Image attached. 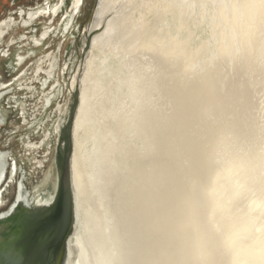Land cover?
Segmentation results:
<instances>
[{
	"label": "bare ground",
	"instance_id": "obj_1",
	"mask_svg": "<svg viewBox=\"0 0 264 264\" xmlns=\"http://www.w3.org/2000/svg\"><path fill=\"white\" fill-rule=\"evenodd\" d=\"M60 1L42 5L35 17L55 16ZM241 1L97 0L84 31L66 49L65 68L72 66L66 102L51 108L55 121L40 144H25L36 151L55 138L52 168L33 187L37 201L52 200L56 145L75 95L70 173L77 221L65 264H264V148L254 146L264 144V112L257 111L261 128L253 117L247 118L250 133L233 127L237 115L249 116L251 88L264 90V8L253 0L248 10H236ZM82 4L71 0L72 21ZM236 20L238 29L229 23ZM182 23L190 31L178 45ZM51 30L46 26L34 43ZM76 47L82 56L77 69ZM55 60L51 52L42 55L32 77L17 79L19 88L34 90L42 73L53 74ZM256 76L261 85L252 83ZM55 86L28 109L18 101L24 124L46 111L38 105ZM243 97L249 104L239 106ZM152 120L165 130L160 141L173 135L169 147L149 146L145 121ZM216 126L219 132L207 141ZM11 167L13 177L15 162Z\"/></svg>",
	"mask_w": 264,
	"mask_h": 264
},
{
	"label": "flooded vegetation",
	"instance_id": "obj_2",
	"mask_svg": "<svg viewBox=\"0 0 264 264\" xmlns=\"http://www.w3.org/2000/svg\"><path fill=\"white\" fill-rule=\"evenodd\" d=\"M67 1L68 0L60 1L59 11L55 16L49 14L44 19H38L37 17H35V15L42 5H51L56 3L57 1L42 0L38 3H35L33 6H27L23 8L20 4L21 0H0V214L6 211L15 202L16 197L20 193L21 196H24L27 203L32 202L33 205H35V203L37 202V193L35 192V188L33 187L35 184H37L38 178L32 175L35 178H33L34 184H32L29 179L31 173V171L29 170L27 174L29 185L26 186L24 184L25 174H23L21 167L23 162L21 160H19V162L18 158H20L22 154L23 156L25 154V156H28L32 152L31 149H27L25 145L30 139L28 137H34L33 142H36V145L40 144L42 137L39 136H41L42 132L45 130L48 132L53 122L55 121V118L53 116H49V113L52 109L55 108L54 104L61 101V99L63 98V92L67 86L65 80L59 79L58 83L55 80V75H58L59 71L60 73L62 72L64 57L67 56V48H65V46L63 45L66 41L75 40L77 35H79V31L69 15L71 0L69 3L70 6L68 5L69 9H66L67 11L65 12V16L61 17V27H59L55 32V35H58L59 37V45L55 48H49L46 44H44V42L49 37L52 36L53 38L55 36L53 31L49 33L48 38H45V40H41V44L37 45L33 42V40L38 41L41 39V34L46 27L42 26L40 28L34 23L36 20H49L50 24H52L57 15H60L61 10L67 8ZM12 20L13 22H11ZM66 21V26H64V23ZM17 25L24 31L22 30L23 33L20 34L21 36L19 35L20 38L18 37L17 39H15L14 36L12 37L10 31ZM59 25L60 23H57L56 27H58ZM63 27H65V30H63ZM11 39H14L15 41L14 43L10 44L9 41ZM71 42H69V45ZM69 45L67 44V47ZM48 49L50 50L47 51ZM40 50H45L42 55L47 52H51L57 56L58 60H55L53 74L48 76V74L42 73L40 78L41 81L35 82L33 85V89L35 90V92L34 90H32L31 92L26 89L21 90L18 86L17 79H19L20 77L21 79L22 77H25V79H27L29 76L32 77L34 75L36 62L41 57L38 56V52ZM33 58L35 59L31 61V59ZM62 73H64V78H66V76L67 78H69V69H65ZM54 83L56 84L55 88H52V90L47 94L46 98L43 100L44 102L42 101L41 104L38 102L41 111L42 108H46V111L42 114H35L34 116L36 117H30L28 122L24 124L20 115L22 104L20 103L19 105L17 100L29 99L32 95L31 93H34V98L39 99V97L42 96V93L48 92L47 90H49V88ZM14 96L16 97V99L13 98ZM38 123H44L45 126L43 124V126L39 129L37 128ZM25 131L28 134L23 135V132ZM48 141L44 142L45 144H41V148L37 150V156L45 152L47 155H49V160L42 168L45 170L46 166H48V164L50 163V157L52 152L54 151L53 141L50 140L51 143H48ZM15 142L17 143V146L21 148L19 154L17 155V159L13 156ZM43 148L45 150H43ZM14 162L17 167L16 172H13V177H11V165H13ZM10 182L11 184H9ZM39 200H49V198Z\"/></svg>",
	"mask_w": 264,
	"mask_h": 264
},
{
	"label": "water",
	"instance_id": "obj_3",
	"mask_svg": "<svg viewBox=\"0 0 264 264\" xmlns=\"http://www.w3.org/2000/svg\"><path fill=\"white\" fill-rule=\"evenodd\" d=\"M67 21L64 23L66 26ZM65 30V27H63ZM73 95L70 113L60 134L55 151L56 188L52 198L62 209L60 227L52 241L39 246L28 239L29 214L25 211L27 202L21 193L15 202L0 214V264H65L69 258V240L77 221L75 194L70 173L71 134L70 125L75 107ZM20 234L22 251H17L9 236Z\"/></svg>",
	"mask_w": 264,
	"mask_h": 264
},
{
	"label": "rangeland",
	"instance_id": "obj_4",
	"mask_svg": "<svg viewBox=\"0 0 264 264\" xmlns=\"http://www.w3.org/2000/svg\"><path fill=\"white\" fill-rule=\"evenodd\" d=\"M40 1H42V0H21V6L23 7V8H25V7H27V6H33L35 3H38V2H40ZM57 2L56 3H58L60 0H56ZM96 2H97V0H83V4H82V6H81V8H80V11L78 12V14L77 15H75V19H74V25H76V27H77V29H78V31H79V33H81L82 34V32L84 31V28H85V26L88 24V22L90 21V19H91V17H92V13H93V10H94V8H95V5H96ZM257 1H255V2H253V0H250V3H248L247 2V0H242L241 1V3H240V5H242L241 7H236V10H248V8H249V6H253V3H256ZM67 8H64V10H61V13H60V15L58 14L57 15V17L55 18V20H54V22L52 23V24H50V22H49V20H36L35 21V25H37L38 27H42V26H49L50 28H52V30H51V32L53 31V33H54V35H55V32L57 31V29L59 28V27H61V22H62V20H61V17H63V16H65V12L67 11L66 9H69V6H70V0H68L67 1ZM143 4L144 5H146L147 4V2L146 1H144L143 2ZM69 5V6H68ZM142 7H143V5H142ZM178 10H179V7H178ZM146 11V10H145ZM145 11H143L141 14H144L145 13ZM154 15H155V12L153 11L152 12ZM179 13H181V12H179L178 11V14ZM182 14V13H181ZM150 16L152 17V14L150 13ZM46 17V16H45ZM45 17H42V18H39V19H44ZM149 17V16H148ZM49 19V18H48ZM202 19H203V17H202ZM201 19V20H202ZM239 19L241 20L242 18H241V16L239 15ZM148 20V19H147ZM187 20V19H186ZM242 21V20H241ZM158 22H159V20H158ZM57 23H60V25L58 26V27H56V24ZM161 23V22H160ZM230 23V25H232V27L233 28H235V29H238L239 27H237L238 26V20H236V23H233L232 21L231 22H229ZM187 24V26H185ZM182 23V26H178V33H177V35H175V37H174V39H176V40H178V45H179V43H180V40L182 39V38H180V36H184L186 33H187V31H190V27H189V25H188V23ZM22 28L21 27H19L18 25L16 26V27H13L12 29H11V31H10V33H11V35H12V37L14 36L15 37V39H17L18 37H19V35L21 34V33H23L22 32ZM244 30V29H243ZM24 31V30H23ZM81 31V32H80ZM246 32H248V31H246ZM245 32H242L241 31V36L243 37V38H245ZM192 35V34H191ZM190 35V36H191ZM21 36V35H20ZM30 36V35H29ZM185 37V36H184ZM58 35L56 36H54L53 38H52V36L51 37H49L45 42H44V44H46L49 48H55L56 46H58L59 45V40H58ZM72 41V40H71ZM71 41H66L65 43H64V45L63 46H65V48H67V44L69 45V42H71ZM10 42V44H11V40L9 41ZM77 47H76V51H77ZM50 49H48L47 51H49ZM44 51L45 50H40L39 52H38V56H42V53H44ZM252 51V48H251V50H250V52ZM48 53V52H47ZM44 55V54H43ZM37 56V57H38ZM75 56H76V60H77V62H76V69L78 68V63H79V61L81 60V58H82V56H80V54H79V50L76 52V54H75ZM37 57H35V58H37ZM35 58H33V59H31V61H33ZM64 59H65V57H64ZM65 61V60H64ZM252 63H253V61H252ZM228 68V67H227ZM65 69H69L70 70V73L69 74H71V72H72V66L70 67V66H68L67 68H65V62H63V68H62V70H65ZM231 69H232V67H231ZM233 70V69H232ZM237 70H238V68H236V72H237ZM253 70L255 71V72H257V66L253 63ZM240 71V70H239ZM60 72V71H59ZM68 74V77L70 76ZM241 76H243V74H242V72L240 71V73H239ZM73 75V74H72ZM22 79H24V77L22 78ZM21 79V80H22ZM58 79H60V80H65V82L66 83H69V82H71L70 80H69V78H67V76H66V78H64V74H62V72L59 74V77H58ZM255 79H259V77H255ZM56 80V79H55ZM232 81H234V83H238V79H235V80H232ZM242 81L245 83V84H247V82H245L246 81V79L244 78V80L242 79ZM242 81H240V82H242ZM242 82V83H243ZM65 83V84H66ZM254 85H256L257 83H259L260 85H261V82H260V79L258 80V81H256V82H252ZM256 83V84H255ZM232 84H233V82H232ZM192 86H195V85H192ZM68 88H69V86H66V88H65V98H67V92H68ZM178 89V88H177ZM259 88L258 87H252L251 88V91H250V94H251V97H252V107H250L249 109H248V115L249 116H244V113L243 114H241V118H239V116L237 115L236 116V118H235V120L236 121H234L236 124L233 126L234 127V130H236V131H238V132H241V133H250L251 132V129H252V127L253 126H250V122L248 123V117H253L254 118V121H256L255 122V125L256 126H259L260 128L262 127L261 125H262V121H261V118L262 117H264V116H262L261 117V114H258L257 113V111H263L264 112V90H263V95H262V93L258 90ZM227 90H229V89H227ZM230 91V90H229ZM224 92H225V90H224ZM224 92H223V90H222V92L221 91H219V96L220 97H223L224 98ZM257 94L258 93V96H259V100L254 96V94ZM193 94H195V93H193ZM228 95V94H227ZM233 95V94H232ZM169 96H173V95H171V94H169L168 96H165V99L166 98H168ZM175 97V96H174ZM64 97L61 99V101H59V102H56V103H62L63 101L64 102H66L64 99H65ZM173 98V97H172ZM197 98H200V97H197ZM16 99V98H15ZM233 99H235V97L233 98ZM232 99V100H233ZM226 100V99H225ZM240 101H239V106L240 105H242V103H241V101L242 100H245L244 102H246V100H248V97H243V99H239ZM17 101H19V100H17ZM20 101H25L24 102V104L26 105L25 107L28 109V107L27 106H29V105H31L32 106V104H34L35 102H36V98H34V99H32V98H29V99H25V100H20ZM201 102H202V100H201ZM28 103V104H27ZM203 103V102H202ZM244 104V103H243ZM246 104H249V103H247L246 102ZM225 107H228V108H230V106L228 105V106H225ZM239 108V107H238ZM26 109V110H27ZM239 110H241V108H239ZM52 111V110H51ZM50 111V112H51ZM214 113H217V117H216V119H218L219 118V113H220V110H219V107H217V106H214ZM206 113V112H205ZM209 114H211V113H209ZM228 114L230 115V113H225V115H227L228 116ZM51 115V113H49V116ZM207 113H206V115H205V117H207ZM232 116L231 117H229L230 118V121H232L231 119H232V117L234 116V114H231ZM255 117H256V119H255ZM229 121V122H230ZM251 121H252V119H251ZM231 123H233V122H231ZM248 124V125H247ZM218 125V124H217ZM252 125V124H251ZM145 127H147L146 128V130H147V140H148V143H149V146H154V147H160V145H165V146H167V147H169V145H170V143H172V139H173V135H171V134H169V133H167V134H165V141L163 140V142L162 141H160V140H162V139H164V133H165V130L162 128V127H160V125L158 124V120H156V122L155 121H151V122H149V121H145ZM238 128H240V129H238ZM208 129H209V127H208ZM262 130H264V125H263V129ZM212 131L215 133V134H217L219 131H218V127L216 126V129L214 130H211L210 132H209V134L207 135V138H206V140L207 141H209V140H211V138L212 137H215V136H213L211 133H212ZM160 133V134H159ZM226 133V132H225ZM26 134H28L26 131L25 132H23V135H26ZM29 138L31 139V141L30 142H33V140H34V137H31V136H29ZM52 141H53V150H54V145H55V138L52 136ZM254 146L259 150V149H261V148H264V147H262V146H264V144L263 145H260V144H254ZM21 150V148L20 147H18L17 146V143L15 142V145H14V150H13V156L14 157H16V159L18 158L17 157V155L19 154V151ZM32 152H31V155L32 154H34V153H36V151H34V150H31ZM262 151H264V149H262ZM168 155H169V153H167ZM53 155V152H52V154H51V156ZM25 157H27V156H23V154L20 156V158H18V161L19 160H22L23 161V165H21L22 166V171H23V174H25V178H24V184L26 185V186H28L29 184V180H28V177H27V174H28V172H29V170H31V161L30 162H28V160H27V158L28 157H30L31 158V156H28L27 158H25ZM154 158H157V157H154ZM17 161V162H18ZM20 162V161H19ZM30 163V164H29ZM50 163H51V157H50ZM48 164V166H46V170L45 169H40L39 170V172H38V174H35L34 176H36L37 178H38V181H43L44 179H43V177L45 176V174L44 173H47V171H48V168H52V166H51V164ZM163 163H165V160H164V162ZM28 164V165H27ZM43 165V164H42ZM41 165V166H42ZM207 165V164H206ZM26 168V169H25ZM25 169V170H24ZM46 171V172H45ZM27 172V173H26ZM44 172V173H43ZM55 173V172H54ZM54 177V176H53ZM53 177H51L49 180V182H50V184H52V181L54 180H52V178ZM33 176H32V173L30 174V176H29V179H30V182L32 183V184H34V182H33ZM35 179V178H34ZM118 179H119V177H118ZM121 179V178H120ZM119 179V183H121L122 181H123V179H121L120 180ZM134 180L136 181V178L134 177V175H131L130 176V182L133 184L134 183ZM37 181V182H38ZM41 184V183H40ZM121 184H124V183H121ZM124 196V195H123ZM123 200H122V204L124 203V200H125V198H122ZM154 218H156V216L155 217H151V222L153 221V219ZM161 223V227L164 225L163 223H164V221H162V222H160ZM152 228H153V226H152ZM156 231V228H154V232Z\"/></svg>",
	"mask_w": 264,
	"mask_h": 264
},
{
	"label": "snow or ice",
	"instance_id": "obj_5",
	"mask_svg": "<svg viewBox=\"0 0 264 264\" xmlns=\"http://www.w3.org/2000/svg\"><path fill=\"white\" fill-rule=\"evenodd\" d=\"M224 7H233V5L224 4ZM236 7L242 5L236 4ZM260 7L264 8V0H261ZM25 211L29 214V224L27 236L35 245L39 246L45 242L52 241L58 233L60 227V220L62 216V209L57 200H43L37 201L35 205L28 202ZM17 251L23 250L21 245L20 234H12L9 236Z\"/></svg>",
	"mask_w": 264,
	"mask_h": 264
},
{
	"label": "built area",
	"instance_id": "obj_6",
	"mask_svg": "<svg viewBox=\"0 0 264 264\" xmlns=\"http://www.w3.org/2000/svg\"><path fill=\"white\" fill-rule=\"evenodd\" d=\"M38 107H39V105H38ZM28 111H29V114H27V116L30 115V109ZM28 156H31V170L30 171H31L32 175L38 174V171L40 169H42L43 166L45 165V163L49 160V155H47L46 153H43V154H40L39 156H37V152H36L35 154L28 155ZM38 161H41L43 165L39 166ZM46 199H48V198H46Z\"/></svg>",
	"mask_w": 264,
	"mask_h": 264
}]
</instances>
